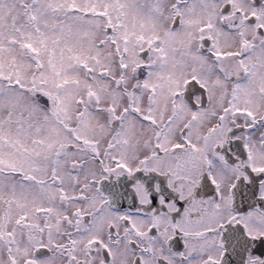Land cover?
<instances>
[{
	"label": "snow or ice",
	"instance_id": "1",
	"mask_svg": "<svg viewBox=\"0 0 264 264\" xmlns=\"http://www.w3.org/2000/svg\"><path fill=\"white\" fill-rule=\"evenodd\" d=\"M0 264H264V0H0Z\"/></svg>",
	"mask_w": 264,
	"mask_h": 264
}]
</instances>
